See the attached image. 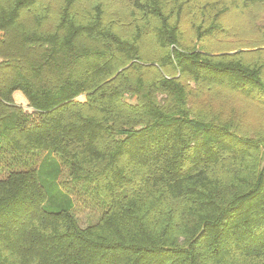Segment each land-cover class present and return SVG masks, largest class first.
<instances>
[{"label": "trees", "instance_id": "16d2710c", "mask_svg": "<svg viewBox=\"0 0 264 264\" xmlns=\"http://www.w3.org/2000/svg\"><path fill=\"white\" fill-rule=\"evenodd\" d=\"M261 5L0 0V264H264V125L197 102L264 108V31L208 48Z\"/></svg>", "mask_w": 264, "mask_h": 264}, {"label": "rangeland", "instance_id": "374dc122", "mask_svg": "<svg viewBox=\"0 0 264 264\" xmlns=\"http://www.w3.org/2000/svg\"><path fill=\"white\" fill-rule=\"evenodd\" d=\"M227 13H229L228 16L231 15L230 20H227L230 24L231 32L226 38L210 44L209 49L221 50L223 48H231L236 50L238 46L253 45L261 41L263 37L262 31H264V5L244 8L238 14H235L233 10H229ZM15 101L25 108L27 107V101L24 97L22 100L16 98ZM201 101L211 112H221L223 106L222 115L234 113L238 116L242 111L244 118L238 117V119H243L242 124L249 129L264 125V108L243 96L220 93L204 97L197 102ZM78 192L82 193L80 189L70 190L72 197L75 199L73 211L79 224L81 226H87L95 223L100 216V212L91 202L77 200L81 195L77 194Z\"/></svg>", "mask_w": 264, "mask_h": 264}, {"label": "crops", "instance_id": "0c3cea01", "mask_svg": "<svg viewBox=\"0 0 264 264\" xmlns=\"http://www.w3.org/2000/svg\"><path fill=\"white\" fill-rule=\"evenodd\" d=\"M23 97H24L23 94H22L21 92H19V91L15 92L14 95H13L14 100H15L16 98L22 100ZM24 98H25V97H24ZM25 100H26V98H25ZM15 102H16V101H15ZM16 103H17V102H16Z\"/></svg>", "mask_w": 264, "mask_h": 264}]
</instances>
